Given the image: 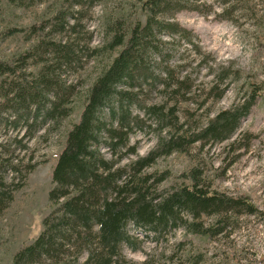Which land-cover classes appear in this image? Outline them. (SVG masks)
Instances as JSON below:
<instances>
[{
    "label": "trees",
    "instance_id": "1",
    "mask_svg": "<svg viewBox=\"0 0 264 264\" xmlns=\"http://www.w3.org/2000/svg\"><path fill=\"white\" fill-rule=\"evenodd\" d=\"M39 1L7 0L23 8ZM66 1L67 8L29 28L28 38L35 41L22 55L0 59V218L36 166L27 156L29 142L40 130L59 132L70 115L75 87L67 83V73L83 69L87 59L120 50L88 87L79 119L66 135L52 170L51 209L40 233L18 248L11 264H154L150 255L135 263L123 254L124 248L139 246L130 227L157 244L176 232L213 238L234 217L261 215L247 196L203 185V172L196 166L181 177L189 184L162 189L158 187L168 173L143 174L158 159L184 153L194 144L230 140L249 116L260 95L256 87L197 129L181 122L175 101L193 92V82L177 63L180 47L185 43L202 53L196 36L174 17L194 12L236 24L249 12L251 0H142L144 24L134 21L126 37L120 20L107 19L93 48L82 21L102 0ZM15 32L4 31L0 40ZM30 60L36 71H29ZM205 68L211 76L207 95L220 91L216 100L239 78L230 63ZM153 92L159 94L158 103L146 105L142 98ZM148 132L155 144L139 155L138 141L130 143V136ZM3 133H10L5 141Z\"/></svg>",
    "mask_w": 264,
    "mask_h": 264
},
{
    "label": "rangeland",
    "instance_id": "2",
    "mask_svg": "<svg viewBox=\"0 0 264 264\" xmlns=\"http://www.w3.org/2000/svg\"><path fill=\"white\" fill-rule=\"evenodd\" d=\"M141 1L102 0L92 8L82 21L83 33L91 34L89 47L99 45L107 19L120 20L126 37L134 21L144 24ZM68 5L66 0H41L23 8L0 0V35L11 29L17 31L0 40V59L12 60L22 55L35 41L34 37L31 40L28 38L29 28L50 19L58 9L67 8ZM249 7L246 16L236 24L213 16H199L194 12H179L174 17L196 36L195 42L202 53L195 54L185 43L180 47L177 63L182 65L183 73L186 71L190 74L193 82V92L185 95V98L178 96L175 101L181 122L192 130L197 129L206 123L207 117H213L233 103L240 102L244 94L256 87L260 95L249 116L242 121L238 132L230 140L205 146L194 144L184 153L175 152L158 159L143 174L159 176L168 173V179L158 187L162 189L174 184H189L181 177L196 166L203 172V185L228 195L247 196L261 215L234 217L225 232L213 238L176 232L157 244L130 227L129 232L137 239L139 246L135 251L124 248L123 254L135 263L144 262L150 255L149 260L154 264H264V0H251ZM53 37L59 39V36ZM119 50L87 59L83 62V69L67 73V83L75 87L72 110L59 132L40 130L28 144L27 156H32L36 166L0 218V264H11L18 248L34 240L40 233L42 220L51 209L48 193L53 186L52 170L66 135L79 119L88 87L110 65ZM33 62H29V71H36ZM188 62L190 67L185 66ZM214 63H230L231 71L239 77L236 82L232 80L228 83L217 100L214 97L220 91L207 95L211 76L205 67ZM144 98L142 100L146 105L158 103L159 94L149 93ZM171 103L174 101L171 100ZM1 135L5 141L10 133ZM136 141L139 155L146 154L155 144L149 132L144 136H130V143ZM127 162L128 159L121 164ZM203 221L207 224L210 222L207 218H203Z\"/></svg>",
    "mask_w": 264,
    "mask_h": 264
}]
</instances>
